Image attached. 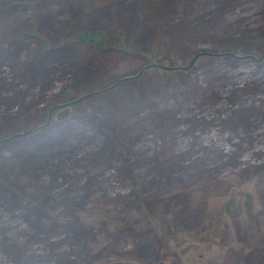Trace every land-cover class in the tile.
<instances>
[{"label":"rangeland","instance_id":"1","mask_svg":"<svg viewBox=\"0 0 264 264\" xmlns=\"http://www.w3.org/2000/svg\"><path fill=\"white\" fill-rule=\"evenodd\" d=\"M111 1L0 0V89L26 90L17 75L40 78L51 55L74 60L52 54L35 20L77 6L90 28L117 26L123 43L97 77L107 83L76 94L64 120L74 107L72 118L95 111L92 100L112 88L129 93L131 81L148 83L159 111L130 117L107 158L89 124H76L56 173L45 156L21 185L28 217L22 205L1 213L0 228L7 219L15 233L0 242V264H264V0H159L136 28L127 19L141 0H117V10ZM29 38L36 57L27 61Z\"/></svg>","mask_w":264,"mask_h":264},{"label":"trees","instance_id":"2","mask_svg":"<svg viewBox=\"0 0 264 264\" xmlns=\"http://www.w3.org/2000/svg\"><path fill=\"white\" fill-rule=\"evenodd\" d=\"M111 2L115 3L117 7L114 10L119 9L117 0ZM158 3L159 0H141L137 9L138 17L131 15L127 19L130 25L133 28L144 26L148 20L152 19L153 15L159 13L161 8ZM25 4H28V1H25ZM25 6L30 7L31 3ZM65 11L66 15L38 14L35 22L51 44L52 54L65 49V53L71 55L74 60L69 58L66 65L62 66L61 63H58V57L51 55L47 67L40 69L42 72H40V78H27L25 72L17 75L18 80L28 85L26 90L0 89V134L3 132H8L5 134L14 133L26 128L32 129L30 134L22 137L23 139L18 136L19 138L15 137L0 142V218L2 212L6 213L7 208L15 215L18 213L15 208L20 205L24 207V210L22 214L18 213V216L28 217L26 208L33 209L30 204H27L31 194L22 189V186L28 189L31 173L39 170L45 156L50 158L48 162L50 171L56 173L55 170L59 169L63 159L68 156L63 146L70 134L75 132L76 124L88 123L90 125H88L89 131L100 137L97 153H103L107 158L111 152V146L118 141L117 132L130 117H137L141 113L153 116L159 113L145 92L148 83L145 82L141 87L140 84L131 81L133 85L129 87L130 92L127 94L112 95V91L115 89L112 88L94 98L92 101L97 108L95 111L91 107H87L84 108V115L76 112L72 118V112L82 108L74 107L70 114V118L73 120L70 118L62 122L50 120L46 126L37 127L45 122L47 107L65 104L78 93L81 94L91 88L104 86L107 81L97 82V77L112 67L115 59L114 55L110 53L118 51L119 46L123 43V35L118 31L117 26L92 29L89 27L91 18L81 14L77 6L67 7ZM145 12L148 14L142 15ZM59 17L66 19L62 28L69 25L72 27L73 30L70 33L62 35V28L55 27ZM48 19L50 23L44 27V23ZM77 26L78 29L75 30ZM54 34L59 35L56 42L51 40ZM114 37L118 39L117 44H115ZM20 40L19 44L24 43L25 36ZM24 51L27 61L36 57L32 50V38H29ZM64 67H66L65 70H63ZM31 81L35 83L31 84ZM56 83L58 86L55 91H52ZM36 84H39L37 89L33 88ZM44 88L49 89V92L46 93ZM29 89H31L30 92ZM24 93L28 94L26 96L32 97L35 103L26 101ZM172 96L174 95L172 94ZM92 101H88L86 105ZM8 111L12 112L9 114ZM36 156H42V159L39 160L40 166L35 163ZM67 208L71 207H64V210ZM55 221L64 222L62 220ZM4 222L5 225L0 228V242L6 244L8 236L13 235L15 230L9 226L7 219ZM29 229L28 227L27 232Z\"/></svg>","mask_w":264,"mask_h":264},{"label":"water","instance_id":"3","mask_svg":"<svg viewBox=\"0 0 264 264\" xmlns=\"http://www.w3.org/2000/svg\"><path fill=\"white\" fill-rule=\"evenodd\" d=\"M263 56V54L261 55V57ZM196 56H193L191 59H190V62L195 58ZM242 58H252L253 56L252 55H242L241 56ZM72 103V101H69L65 104H60L58 106H52L51 108L48 109L47 113L48 115L46 116V119H45V122L41 125H38L37 127H41V126H46L50 120H53L54 122H62L64 121V119L68 118V105H70ZM56 107H60V109L54 111L51 113V109L53 108H56ZM32 132V129H25V130H22L20 132H15L14 134H11L8 136L9 137H18V136H25L29 133ZM8 138H5V139H8ZM5 139H2L0 140V142L4 141Z\"/></svg>","mask_w":264,"mask_h":264},{"label":"bare ground","instance_id":"4","mask_svg":"<svg viewBox=\"0 0 264 264\" xmlns=\"http://www.w3.org/2000/svg\"><path fill=\"white\" fill-rule=\"evenodd\" d=\"M57 106H58V105H57ZM68 106H69V105H68ZM58 109H60V107H56V108L51 109V113L54 112V111H56V110H58ZM47 115H48V113H47Z\"/></svg>","mask_w":264,"mask_h":264}]
</instances>
